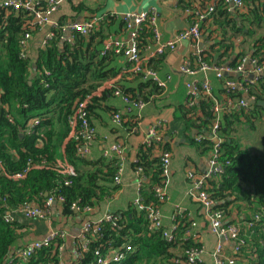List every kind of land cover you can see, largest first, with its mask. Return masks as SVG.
Segmentation results:
<instances>
[{
    "label": "trees",
    "instance_id": "trees-1",
    "mask_svg": "<svg viewBox=\"0 0 264 264\" xmlns=\"http://www.w3.org/2000/svg\"><path fill=\"white\" fill-rule=\"evenodd\" d=\"M39 1L45 5L47 0ZM82 1L84 6L88 4V1ZM243 1L244 7L247 6L246 13L229 12L219 2L206 19H212V25L217 27L215 33L218 37L212 41L208 50L213 53V57L207 55L204 59L206 63L237 66L245 53L240 51L235 54L233 40L242 35L253 39L251 56L259 64H264V34L257 35L258 31H264V0ZM257 1L259 4L256 5ZM180 3L183 8L184 2ZM115 20L119 21L118 31L125 32V23L121 18L107 15L88 36L73 33L72 40L60 39L59 28L63 25L60 22L51 28L54 37L47 42V46L36 49L33 56L25 54L22 57L19 44L23 36L24 13H8L0 8V264H55L58 261V248L63 244V241L57 240L39 250L27 262L12 259V249L19 246V232L24 225L15 214L13 222H6L7 212L12 215L22 205H42L48 197H62V217L84 215L81 211L84 207L99 205L118 188L113 184L117 170L116 160L103 156H79L77 141L69 135V120L77 104L98 92L105 82L116 79L126 65V61L123 65L119 63L122 53L104 49L103 45L108 37L113 36L106 23ZM212 33L213 31H208V37ZM152 41L150 29L143 28L138 37L141 55L145 48L151 47ZM230 54H235V57L226 63L223 59H228ZM157 60V56L149 58L147 67L158 72L159 69L154 66ZM142 77V74L129 77L136 82L133 87H127L126 84L122 86L116 80L113 88L104 90L90 100L87 111L95 136L96 130L91 117L96 114V110H103V100L107 95L112 96L114 90H119L131 99L140 98L145 104L162 94L163 91L155 82ZM226 78L241 80V76ZM221 93L233 101L244 97L239 90L227 92L222 89ZM246 94L256 102H264V75L255 84L247 85ZM213 97L222 104L217 135L222 140L218 160L223 166V172L210 181L209 192L217 201L216 207L224 213L228 205L243 201L250 211L245 216L246 221H252L254 214H261L259 220H253L255 233L251 240H247L245 248L248 247L252 252L253 264H264V158L243 147L240 136L235 135L241 125L255 128L256 119L264 122V107L255 104L253 108L249 106L246 109L232 110L226 108L223 97L218 94H213ZM213 106L211 97L200 96L190 108L185 103L178 105L175 108V118L183 122L186 133L191 129L198 130L199 134L207 133L214 118ZM117 111L119 110L112 111L110 116ZM34 120L38 124L28 132V123ZM111 124L116 126L112 122ZM138 124L135 112L122 116L121 125H125L128 131L138 128ZM78 127L77 125L75 129ZM65 139L67 142L62 151ZM188 139L191 145L201 148L204 154L213 149V143L209 139L204 138L200 142ZM95 140L96 137L92 142ZM261 144L264 146V134ZM161 147L168 150L166 144L162 143ZM156 149L154 142L141 145L136 161L131 165L132 171L141 167L148 178V182L140 188L143 208L152 204L161 205L154 196V187L161 180ZM58 162L68 163L73 175L56 171ZM30 164L33 168L23 178H12L24 173ZM73 203L79 207L78 212L70 209ZM143 208L139 209L133 204L121 213L113 212L111 215L116 220L102 223L101 235L91 237L87 250L70 264H89L94 260L97 249L103 252L123 244L129 245L132 251L123 261L110 264H171L175 249L182 250L196 245L192 239L183 238L190 223L184 214L175 220L177 227L174 230V240L167 241L161 232L149 233Z\"/></svg>",
    "mask_w": 264,
    "mask_h": 264
},
{
    "label": "built area",
    "instance_id": "built-area-1",
    "mask_svg": "<svg viewBox=\"0 0 264 264\" xmlns=\"http://www.w3.org/2000/svg\"><path fill=\"white\" fill-rule=\"evenodd\" d=\"M91 1V0H86ZM62 0H47L45 5H43L39 0H0V8L6 10V12H23L24 13V23L22 26L23 36L20 41V51L21 56L24 57L27 54L28 44L31 39V32L41 30L42 28L51 25V16L58 10ZM219 2L229 12L241 11L244 8L243 0H215V3L208 4L207 6L197 9L193 12V22L192 24L183 30L175 33L170 39L165 42H161L160 35L157 27V14L155 10L149 11H137L124 13L121 16H115L112 14L95 15L89 20L81 22H70L63 24L59 29L61 32L60 39L63 40L64 33H77L81 36H88L93 28L99 24L107 15L115 16L121 18L125 23V33L127 36L126 41L122 38H112L109 37L104 43V49L114 50L115 53H122L123 57L126 59V65L122 68L120 75L135 76L142 74L144 80L150 79L157 84V86L163 91L167 89L170 77L166 79H161L158 72L147 67V62L149 58L163 55L165 52H173L176 47L183 41H193L197 43L201 40L203 36V31L201 29V23L206 20L215 10V7ZM57 26V25H56ZM147 27L150 29L153 35V48L147 47L150 50L147 57L140 54V49L138 47V37L143 28ZM54 37V33L49 31L46 37L41 41L40 48L47 46V42ZM197 49V48H196ZM205 55L202 51L197 49L189 57L183 59L180 65V73L184 76H192L202 73L207 74L208 72L214 73L216 79L222 81V87L225 91L231 92L234 90L242 91L244 94L243 99L238 101H233L224 95L225 106L228 109L237 110L239 108L246 109L249 107L248 103L245 101V96L250 99L255 100L246 94L247 85L255 84L257 79L264 75V64H259L255 58L252 56L243 57L239 64L235 67H230L228 64L215 66L205 62ZM245 64H251L252 70L246 73L244 70ZM241 76V80H233L226 78V76ZM231 78V77H230ZM116 79L105 82L103 87L91 96L86 97V99L79 104H77L72 118L69 120L71 126V131L69 135L77 141L78 155L81 157H88L90 154L89 145L92 140L95 139V132L91 128L89 123V114L87 111L88 104L90 100L99 96L101 92L106 89L113 88V84ZM187 97L185 99V104L190 108L195 104L197 99L202 97H211L213 106V121L211 124L210 131L207 133L197 134L194 137L196 142L202 141L204 138L209 139L213 143V149L209 152L208 163L209 171L206 173H199L194 168H185V179L188 185L187 196L194 200L203 211V215L206 219V228L209 234L217 238L213 251L211 252V258L213 264H235L236 256L240 255L242 249L247 246V240L252 239V234L255 230V225L253 220H259L261 214H254L252 221H246V225L249 233L243 234L239 225L235 222L230 221L227 218L226 213L216 207L217 201L212 197V193L209 192L211 186L210 181L215 180L223 172V166L219 163V148L221 139L217 135V129L219 126V114L222 110V104L217 99L213 97L212 87L210 82L206 77L203 80L198 81L192 80L186 84ZM113 95L121 99L123 103L122 111L115 112L111 117V122L116 126L122 124V116L129 112H135L136 116L140 120V113L145 106V102L140 98L131 99L129 96L123 95L119 90H114ZM256 102V101H255ZM196 114L193 115L195 117ZM199 116V115H198ZM38 121L34 120L28 123L27 130L30 132L33 126L37 125ZM78 129H75L76 126ZM164 125L161 120L156 119L147 130L145 140L142 145H150L154 142L157 145L155 150V155L159 158V170L161 180L159 185L154 187V196L160 204L164 203L167 199L166 188L170 179V162H171V151L164 150L161 145L166 144L164 140ZM174 137L172 138V140ZM103 157L108 159H115L117 170L113 177V184L118 186L122 182V176L124 173V166L126 162L125 147L120 143H114L108 146L103 151ZM136 161V160H134ZM57 168L55 169L64 175H73V170L66 162H58ZM228 164V162H226ZM33 165H29L25 172L22 174H16L12 178L20 179L23 178L29 169ZM0 169L2 170V165L0 164ZM134 176L137 184V196L134 201V205L139 209L143 208L141 205L140 188L142 185L148 182V178L143 174L141 167L136 168L134 171ZM64 199L58 197H48L43 201L42 205L36 203L26 204L18 207L13 214L10 212L6 213V222H13L19 216L26 221L28 220H52V208L54 205H60L63 203ZM71 210L78 212L79 207L73 203L70 206ZM93 208L84 207L81 211L82 214H89ZM145 211V218L147 221V229L150 232H161L164 239L167 241L174 240V230L177 227L175 220L177 217L182 215V211L178 206L175 207L174 213L171 217L173 228L166 230L162 224V214L160 211V205H149L143 208ZM116 218L111 214L105 215L104 217L92 220L86 217L81 224L80 236L74 243V248L72 251L71 262L74 259H79L82 253L87 250V246L90 242L91 237L96 235H101L102 223L113 222ZM197 224L194 221H190L188 227L184 232L185 238L194 239L196 244L193 247H188L178 252L174 253L175 257L171 261V264H202V257L205 254V248L201 242L198 241V236L193 232ZM66 238V231L62 228L52 227L50 232L40 240H31L26 244L14 247L11 252V258L17 259L22 262H27L32 256H34L39 250L44 247L50 246L53 242L61 240L64 242ZM63 244L58 248V261L55 264H65L61 259V250ZM226 246H230V252L227 253L225 250ZM97 249L94 252V260L89 264H110L113 262H121L124 258L132 251L129 245L123 244L116 248L110 247L103 252Z\"/></svg>",
    "mask_w": 264,
    "mask_h": 264
},
{
    "label": "crops",
    "instance_id": "crops-1",
    "mask_svg": "<svg viewBox=\"0 0 264 264\" xmlns=\"http://www.w3.org/2000/svg\"><path fill=\"white\" fill-rule=\"evenodd\" d=\"M180 1L184 2L183 8ZM258 1L255 3L256 5L259 4ZM82 2V0H62L61 5L65 3L64 14L56 15L61 10L60 5L58 10L51 16L52 24L41 30L34 31L31 34L27 55L33 56L35 50L40 47L41 41L46 37V34L58 23L61 22L65 24L86 21L95 15H100V13L121 16L128 12L155 10L160 40L161 42H165L175 33L188 28L192 24L193 12L195 10L203 8L208 4H213L215 0H139L138 2L137 0H103V3L101 0H91L88 1L86 6H84ZM250 7H252V5H250ZM95 8L97 9L91 11ZM246 12L247 6L245 5V7L239 11V14ZM106 24H108L107 26L110 33H113V36L110 37L122 38V40L126 41V33L124 31H118L119 21L115 20ZM201 29L203 31V36L199 42L194 43L190 40L183 41L173 52L167 51L163 55L157 56L158 60L154 66L159 69V77L164 80L169 76L170 80L167 89L163 90L159 97H154L149 102H146L140 113L138 128H135V130L132 128L130 132L125 125L112 126L110 122L111 112L116 110L122 111L123 108L121 99L114 95H107L102 103L103 110H96V114L94 113L91 117L96 130V140L89 145V147L91 146L90 157H102L103 151L114 143H120L125 147L126 162L122 182L117 186L118 188L104 198L99 205L93 207L89 214H84L85 216L75 215L70 218L62 217V215H60V205L56 204L52 208V220L50 221H26L19 218L24 225L19 232L21 238L19 239V246L31 240L43 239L50 232L52 227L65 229L66 238L61 250V259L65 264H70L74 243L80 236L81 224L86 217L97 220L113 212L121 213L129 207H132L137 196V184L131 165L136 159L139 148L145 140L149 126L158 119L163 122L164 140L167 142V147H169L172 154L170 162V179L166 188L167 199L160 205L163 227L166 230L173 228L174 225L172 224L171 217L175 207L180 206L181 213L184 214L188 220L194 221L197 224L193 232L198 236V241L201 242L205 248L206 252L204 257H209L211 264H213L211 252L213 251L217 238L208 233L206 219L200 206L187 196L186 192L188 185L185 179V168L187 167L194 168L202 174L209 171V153L204 154L201 148L189 143L188 137L194 139L198 134V130L191 129L186 133L183 122L175 118V108L185 102L187 96L185 84L187 82L196 79L200 81L206 77L211 84L212 93L218 94L224 98V95L221 93L223 89L222 81L216 79L214 73L208 72L205 76L199 73L192 77L184 76L179 71L183 59L189 57L194 51H197V49L202 51L205 57H207V55L208 57H213V53L208 50L210 49L212 41L218 39L217 33H215L217 32V27L212 25V19H208L201 24ZM208 31H213L211 37H208ZM260 33L264 34V31H258L257 35ZM34 34L36 35L34 36ZM63 40H72V34L64 33ZM252 41L253 39L244 38L242 35L234 38L233 44L235 46V54L241 51L245 53L243 57L247 55L251 56ZM153 44L154 42H152L150 50H152ZM199 45H201L200 48ZM150 50L145 48L142 51V56L147 57ZM235 54H230L228 59L224 58L223 60H226L227 63L235 57ZM125 61L126 59L121 57L119 63L123 65ZM244 70L246 73H249L252 70L251 64H245ZM233 76L236 77L235 75ZM129 77L128 75L121 76L119 74L116 80L122 86L126 84L127 87H133L136 82L133 78ZM173 137L174 139L172 140ZM66 142L67 139L63 141L62 151ZM62 156L61 154V157ZM63 159H61V161ZM248 209L249 208L243 201L234 202L225 209L227 218L238 224L243 234L249 233L245 223V216L250 214ZM183 238H185L184 235ZM192 240L194 241V239ZM230 249V246H226L225 248L227 253L230 252ZM179 250L181 249H175L174 253ZM253 260L254 257L250 249L244 247L240 255L236 256L235 264H253ZM202 264H205V259Z\"/></svg>",
    "mask_w": 264,
    "mask_h": 264
},
{
    "label": "rangeland",
    "instance_id": "rangeland-1",
    "mask_svg": "<svg viewBox=\"0 0 264 264\" xmlns=\"http://www.w3.org/2000/svg\"><path fill=\"white\" fill-rule=\"evenodd\" d=\"M101 2L103 3V0H101ZM64 11L65 3L61 5V10L56 15H62L64 14ZM35 35L36 34H34V36ZM254 122H256L255 128H248L246 125H241L238 129V133L235 135L240 136L239 139L243 147L248 149L251 153L257 154L259 157L264 158V146L261 144V138L264 134V122L261 119H256ZM178 207L180 208V206ZM202 259H205V264H211L209 257L203 256Z\"/></svg>",
    "mask_w": 264,
    "mask_h": 264
},
{
    "label": "water",
    "instance_id": "water-1",
    "mask_svg": "<svg viewBox=\"0 0 264 264\" xmlns=\"http://www.w3.org/2000/svg\"><path fill=\"white\" fill-rule=\"evenodd\" d=\"M201 47V45H199V48ZM245 101L248 103V105L253 108V106L256 104L257 106H262L264 107V102L260 101V102H255V100L250 99L248 96H245Z\"/></svg>",
    "mask_w": 264,
    "mask_h": 264
}]
</instances>
